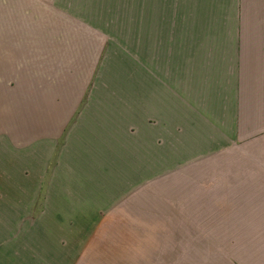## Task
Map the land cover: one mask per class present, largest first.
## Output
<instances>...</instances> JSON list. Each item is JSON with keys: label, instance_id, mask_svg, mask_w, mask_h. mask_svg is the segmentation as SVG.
<instances>
[{"label": "crops", "instance_id": "0c3cea01", "mask_svg": "<svg viewBox=\"0 0 264 264\" xmlns=\"http://www.w3.org/2000/svg\"><path fill=\"white\" fill-rule=\"evenodd\" d=\"M7 3L13 6L8 19L18 20L20 1ZM25 3L31 21L64 11L75 19L73 27L83 28L78 34L48 30L54 45L39 51L42 63L63 65L61 81L54 74L43 84L64 85L65 104L48 89L52 99H42L47 106L35 116L74 119L48 174L47 193L117 198L132 183L158 180L161 191L192 193V229L207 230L210 247L227 264H264V13L241 6L228 24L206 28V21L183 16L169 22L145 2L137 9L133 0L121 49L118 18L114 22L101 1L97 7V0H71L59 12L57 0ZM53 148L32 143L22 153V162L31 164L27 185L8 179L2 189L37 193L40 167ZM54 208L34 223L11 216L28 208L0 207V264L88 260L72 252L71 225L55 237ZM76 243L81 250L85 239Z\"/></svg>", "mask_w": 264, "mask_h": 264}, {"label": "rangeland", "instance_id": "374dc122", "mask_svg": "<svg viewBox=\"0 0 264 264\" xmlns=\"http://www.w3.org/2000/svg\"><path fill=\"white\" fill-rule=\"evenodd\" d=\"M7 1L10 0H0V149H9L3 150L4 155L0 152V207L28 208L22 215L13 213L11 216L35 223L48 217V206H56L57 211L49 214L56 222L53 233L58 238L64 233V226L71 225L72 252L88 254V260L82 264H227L223 255L210 247L208 231L192 229V208L187 206L191 203L192 193L161 191L158 180L132 183L126 193H119L117 198H101L100 193H47L48 174L68 141L69 126L74 119L35 116V111L47 106L48 102L42 99L46 100L49 95L52 99L53 89H56V103L65 104L64 85L43 84L54 74L56 80L61 81L58 77H63V65L50 67L42 63L44 55L39 51L54 45L48 40V30L62 33L69 30L78 34L83 28L82 24L73 27L75 19L61 10L71 0H57V6L61 7L56 10L63 14L40 13L35 21L29 19L31 14L22 11L25 0H19L21 13L18 20L15 15L9 20L13 6ZM99 1L105 11L109 8L114 22L118 18L120 47L126 49L127 23L133 0ZM144 2L152 8L153 15L166 16L169 22L176 16H183L184 19L201 20V23L206 21L203 22L206 28L228 24L229 17L237 15L241 6L248 12L264 13V0H136L137 9H143L139 4ZM84 7V4H78V10ZM37 142L54 146L40 167L38 192L7 193L1 187L5 180L18 178L27 185L31 164L22 162V153L30 152L32 143ZM80 174L86 177L85 171ZM17 184L22 186L20 182ZM262 186L264 190V183ZM178 200L180 206H177ZM15 201L19 203H13ZM63 217L70 220L63 223ZM29 225L37 228L36 224ZM38 229L47 232L40 226ZM18 230L14 229L13 233ZM82 238L85 244L80 250L76 242ZM208 253L213 260H208Z\"/></svg>", "mask_w": 264, "mask_h": 264}]
</instances>
